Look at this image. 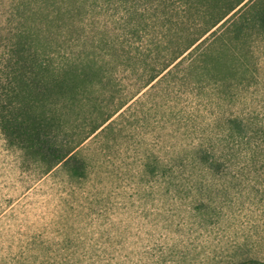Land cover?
<instances>
[{
    "label": "rangeland",
    "instance_id": "1",
    "mask_svg": "<svg viewBox=\"0 0 264 264\" xmlns=\"http://www.w3.org/2000/svg\"><path fill=\"white\" fill-rule=\"evenodd\" d=\"M117 16L91 17L79 44L110 32ZM15 18L0 0V52ZM91 41L82 50L103 57ZM242 52L243 72L220 96L175 80L149 85L48 172L0 131V264L264 263V35ZM125 76L100 87L98 101L125 94ZM230 115L259 131L248 142L225 140ZM200 148L216 163L202 162Z\"/></svg>",
    "mask_w": 264,
    "mask_h": 264
},
{
    "label": "trees",
    "instance_id": "2",
    "mask_svg": "<svg viewBox=\"0 0 264 264\" xmlns=\"http://www.w3.org/2000/svg\"><path fill=\"white\" fill-rule=\"evenodd\" d=\"M9 1L16 18L0 52V131L44 172L109 129L149 85L175 80V88L188 86L196 95L210 88L220 96L243 72L242 45L264 35V0ZM114 14L110 32L79 44L86 21ZM153 30L158 35L149 38ZM88 39L103 57L82 50ZM111 62L118 70L103 69ZM119 71L130 79L128 91L103 105L96 94L120 82ZM224 122V138L232 143L248 142L259 131L239 115ZM197 153L206 164L217 161L212 151Z\"/></svg>",
    "mask_w": 264,
    "mask_h": 264
}]
</instances>
